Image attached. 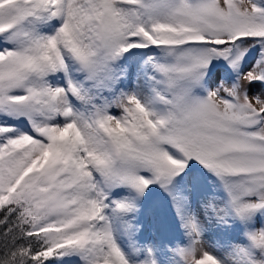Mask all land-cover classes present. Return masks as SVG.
I'll use <instances>...</instances> for the list:
<instances>
[{
  "label": "rangeland",
  "instance_id": "obj_1",
  "mask_svg": "<svg viewBox=\"0 0 264 264\" xmlns=\"http://www.w3.org/2000/svg\"><path fill=\"white\" fill-rule=\"evenodd\" d=\"M187 1L0 0V201L80 239L55 264H264L261 2Z\"/></svg>",
  "mask_w": 264,
  "mask_h": 264
},
{
  "label": "trees",
  "instance_id": "obj_2",
  "mask_svg": "<svg viewBox=\"0 0 264 264\" xmlns=\"http://www.w3.org/2000/svg\"><path fill=\"white\" fill-rule=\"evenodd\" d=\"M260 2L262 9H256L255 13L249 15L245 14V24L240 21L233 23L234 27L243 26L244 31L240 32L243 39L255 40L258 44L264 42L263 34L259 33L264 30V0ZM258 10L262 14L258 13ZM153 166L163 175L162 184L173 180L178 171L160 159L153 162ZM3 197L0 201V264H55L57 260L80 252V239L56 247L53 239L37 229L40 217L35 213L36 206L31 204V200L22 190L14 188L13 192H6ZM247 212L242 211V214ZM67 230L68 228H65L59 234H66Z\"/></svg>",
  "mask_w": 264,
  "mask_h": 264
},
{
  "label": "bare ground",
  "instance_id": "obj_3",
  "mask_svg": "<svg viewBox=\"0 0 264 264\" xmlns=\"http://www.w3.org/2000/svg\"><path fill=\"white\" fill-rule=\"evenodd\" d=\"M50 40V38H48ZM47 40V39H46ZM137 50L136 48H132L129 49L130 54L132 55L133 53H135ZM136 93L139 94L141 97H144L141 90H139V88H136Z\"/></svg>",
  "mask_w": 264,
  "mask_h": 264
}]
</instances>
